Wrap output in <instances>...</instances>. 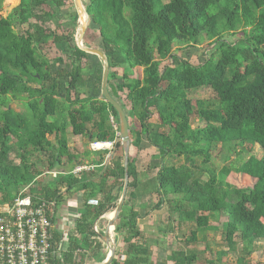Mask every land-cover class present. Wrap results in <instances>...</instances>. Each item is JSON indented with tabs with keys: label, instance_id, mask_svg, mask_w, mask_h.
I'll list each match as a JSON object with an SVG mask.
<instances>
[{
	"label": "trees",
	"instance_id": "1",
	"mask_svg": "<svg viewBox=\"0 0 264 264\" xmlns=\"http://www.w3.org/2000/svg\"><path fill=\"white\" fill-rule=\"evenodd\" d=\"M82 1L89 23L98 28L99 50L107 60V90L131 128L130 147L137 152L144 140L156 151L148 155L144 170L137 155L128 156L129 190L113 231L116 248L124 244L125 249L115 250L110 264H152L151 245L138 228L139 210L131 203L146 196L156 198L155 212L165 209L166 224L158 231L169 234L185 227L184 245L189 247L199 234L204 241V233H215L220 226L226 251H238L240 264H249L256 242L264 240V0H167L157 10L155 0ZM14 3L6 17L0 16V205L24 190L54 200L58 207L82 189L77 217L67 230V246L61 245V256L51 264L102 261L105 244L93 224L118 202L120 194L112 193L114 184L108 180L120 188L123 184L117 114L98 98L102 65L92 80L83 77V62L96 56L79 50L72 33L59 34L53 27L56 11L73 8L72 0L9 4ZM239 26L248 29L239 44L226 42L224 33ZM202 34L212 46L202 63H188L173 51L175 44H196ZM48 43L63 57L53 62L43 57ZM118 68L120 77L114 70ZM133 70L140 71L139 78L132 77ZM204 89L212 91L216 104L188 96ZM9 100L23 103L27 117L10 109ZM193 118L202 125L193 127ZM67 127L90 141L112 142V149L99 151L89 171L76 176L70 170L59 172L43 182L42 171L28 160V147L47 153V172L58 168L63 157L72 162ZM49 135H54L55 145ZM217 144L223 153L256 144L261 156L251 154L236 167L217 168L211 160ZM11 153L18 163L9 159ZM146 171L155 173L145 181ZM231 171L253 178V187L248 192L233 187L226 181ZM61 236L54 233V245ZM225 253L215 252L217 262ZM199 260L215 264L181 248L159 259L162 264H200Z\"/></svg>",
	"mask_w": 264,
	"mask_h": 264
},
{
	"label": "rangeland",
	"instance_id": "2",
	"mask_svg": "<svg viewBox=\"0 0 264 264\" xmlns=\"http://www.w3.org/2000/svg\"><path fill=\"white\" fill-rule=\"evenodd\" d=\"M11 0H2L1 3V9H0V16L6 17L13 6H15L16 3L13 5H10ZM167 0H155V5L154 9L157 10L159 6H161L163 3H166ZM53 27H55V31L59 34H75L77 30V16L74 11V7H63L59 10L56 11L55 16L53 17ZM26 26L24 25L23 28ZM248 29L246 30L241 29L239 26L234 32H228L224 33L223 39L226 40V42H229L231 44H239L240 39H242L244 33H246ZM99 34H98V28L96 26H93L89 23V20L87 19V25L86 29L83 34V43L91 48H97L101 49L99 46ZM210 40H208L203 34L200 36L198 39V42L196 44H188V45H179L175 44L173 47V51L175 50L177 55L182 59L187 61L188 63H191L193 65L202 63L203 60L205 59V54L208 52L212 46L210 45ZM174 51V52H175ZM41 55L51 62H53L56 58L58 57H63V55L56 50V48L52 45V43H48L43 51L41 52ZM66 60L65 58H63ZM85 67L82 70L83 77L90 78V80L93 79L94 73L97 72L99 68H101V63L97 57H91L89 56L88 61L83 62ZM117 72V77L121 76L122 69H114ZM112 71V70H111ZM109 71V72H111ZM230 72L228 71V75ZM141 73L138 70H133L132 77H140ZM89 86L88 92L89 94H92L91 92V82L87 83ZM99 95V94H98ZM189 97H194V98H199V99H205L209 100L211 104H216V101L214 99V94L212 93L211 90L209 89H204V90H198V91H193L191 93H188ZM7 106L12 109L14 112L20 114L24 118L27 117V111L23 103L16 101V100H9L6 102ZM51 119V118H50ZM111 121V119H110ZM191 125L193 127H200L202 125V122L198 121L197 118L191 119ZM66 141L69 147V151L73 154L74 158L72 162L67 161L66 157H63L61 159V164L58 168L53 169L50 172H47V158L46 154L41 155V153H38L36 151H32L30 147H28V160L33 162L35 164L36 170L42 171V176L40 177L43 182H47L49 180H53V176H55L56 171H68L72 169V167L75 165L74 163L77 161L78 154L81 155L86 153V155H99V151L97 152H90L85 148V146L89 145L90 140L86 138L85 136H76L71 132V128L67 127L66 129ZM48 140L53 143L54 145L56 144V140L54 135H49ZM92 141V140H91ZM143 143L141 144L140 150L136 152V149L132 148L129 146V155L131 154L132 156L137 155V158H142L141 163L139 164L140 169L144 170V165L146 162H148L147 159L148 155L153 154V152H156L154 150H151L149 147H146V142L143 140ZM248 148V147H247ZM214 151L212 152V157L211 160L213 164L217 167L220 168L223 165H231L233 167H236L239 162L249 155L253 154L256 157L261 156V149L259 146L256 144L253 145V147H249V150H246L243 146L242 148H235L234 150L230 152H225L221 151L220 145L217 144L214 147ZM137 153V154H135ZM45 155V156H44ZM128 155V156H129ZM112 155L109 154V158H111ZM9 159L13 163H18V159L14 156L13 153L10 154ZM82 159V158H81ZM106 162V161H105ZM155 171H146L144 175V180H149L151 177L154 176ZM49 174V175H47ZM226 181L230 183L233 187L236 188H241L244 190V192H248L252 187L255 182L253 178H250L249 176L241 173H237L234 171H231L229 175L226 177ZM107 184L113 185L114 189L112 190V193L114 195L120 194L122 188L118 186L117 183H114V180H108ZM129 189H126V191ZM83 190L81 189L79 194H76L75 196L73 195L72 197L70 196L69 198H65L64 201H62L63 211L60 209V204L58 205V210L60 213H62V219L66 220V218L71 219L70 216L74 212L78 211V206L80 205V199H82V192ZM148 191V190H147ZM77 192V191H76ZM119 192V193H118ZM119 195V198H120ZM69 196V195H68ZM71 200V203L69 202ZM119 200V199H118ZM156 198L152 197V199L149 198V196H146L145 198H136L131 200V203L133 205V208L135 210H139L140 214V220L138 221V228L141 230V232L144 234L147 243L151 245L152 248V264H162L159 259L164 258V256L168 255L171 250L174 249H186V251H194L196 254H198L199 258H203L205 256L206 259H212L215 264H240V258L238 251L236 250H227L225 248V244L221 242V240L224 238V231L221 229L220 226L217 228L216 232H206L205 234V240H202L203 234H199L197 243L193 246L185 247L184 245V238L185 236L188 235V231L184 228H181V230H175L177 232H171L169 234H164L161 231H158V227L162 226V224L165 223V209L161 207L158 209L156 212L153 210V205L155 203ZM78 205V206H77ZM117 205V203H116ZM125 209V208H124ZM59 213V216H60ZM111 213V212H110ZM106 224L105 220H100L98 222V231H103L104 226ZM211 225H214V223L211 221ZM68 225V224H67ZM220 225V224H218ZM192 226L191 224L188 226ZM69 228V226H67ZM61 233L64 235H67L66 227L62 226L61 227ZM201 235V236H200ZM201 239V240H200ZM121 240V238H120ZM67 246L66 239L63 240L62 242V248L65 249ZM208 248L209 250L205 248ZM125 249V245L122 244L121 247H115V250H121L122 252ZM223 250L225 251L224 257L221 258L220 262H217L215 252ZM121 252V253H122ZM100 255L105 258L107 255V250L104 248L101 252ZM115 256V254H114ZM103 258V259H104ZM157 260V261H156ZM249 260V264H264V240H259L255 244L254 251L251 253V255L247 258ZM157 262V263H155ZM200 264H205L204 260H199ZM164 264V263H163ZM170 264V263H169Z\"/></svg>",
	"mask_w": 264,
	"mask_h": 264
},
{
	"label": "built area",
	"instance_id": "3",
	"mask_svg": "<svg viewBox=\"0 0 264 264\" xmlns=\"http://www.w3.org/2000/svg\"><path fill=\"white\" fill-rule=\"evenodd\" d=\"M110 122L117 130L112 118ZM101 144L92 142L90 149H112V142H105V146L99 147ZM91 168L77 164L71 174L77 175L82 170ZM60 209H65L63 204H60ZM59 213L54 200L47 201L27 194L24 190L11 202L0 205V264H51V259L61 256V245L64 239L67 240V235L61 233L59 242L54 245V233L61 232L62 226L70 229L77 212L71 214V219L66 220ZM93 228L97 231L96 224Z\"/></svg>",
	"mask_w": 264,
	"mask_h": 264
},
{
	"label": "water",
	"instance_id": "4",
	"mask_svg": "<svg viewBox=\"0 0 264 264\" xmlns=\"http://www.w3.org/2000/svg\"><path fill=\"white\" fill-rule=\"evenodd\" d=\"M75 12L77 14V20L79 21L78 29L76 30L74 34V43L76 47L87 53L96 56L102 65V74H101V81H100V93L98 95L99 99H104V101L108 102L116 111L117 114V121H118V134L120 143L122 145L123 149V184H122V191L120 198L117 202V205L115 206L114 210L110 213L108 216L107 224L104 229V237L103 240L107 247V255L106 258L103 261L100 262H91L88 264H110L114 258L115 254V247L116 242L114 238V222L118 217L119 212L121 211L122 204L125 198L126 189L128 185V170H127V164H128V155H129V146H130V138H129V130L131 128L128 127L125 111L121 107V105L115 101L109 94L107 90V76H108V64L106 57L104 53L97 49V48H91L86 46L83 43V34L86 29L87 25V14L85 12V8L83 5L82 0H72Z\"/></svg>",
	"mask_w": 264,
	"mask_h": 264
},
{
	"label": "crops",
	"instance_id": "5",
	"mask_svg": "<svg viewBox=\"0 0 264 264\" xmlns=\"http://www.w3.org/2000/svg\"><path fill=\"white\" fill-rule=\"evenodd\" d=\"M147 146V145H146ZM85 148H87V150L88 151H90V152H93V151H91V150H89V148H88V145L87 146H85ZM96 152V151H95ZM110 154H112V153H110ZM131 155V154H130ZM98 155H96V156H93V155H86V153H84V156H83V154H81V155H79L78 154V157H77V161L74 163L75 165L74 166H76L77 164H89V162L91 161V160H94L96 157H97ZM82 158V159H81ZM109 158V157H108ZM108 158L106 157V159H105V161H108ZM142 158H138L137 159V161L139 162V163H141V160ZM71 170V169H70ZM58 172H62V171H58ZM62 190V192H63V190H64V188H62L61 189ZM70 203H71V206H72V203H74V202H71V200L69 201ZM65 209H67V208H65ZM78 212V211H77ZM108 214L107 213H105V214H103L98 220H96L95 222H94V224H96V232L98 233V235H99V237L101 238V240L103 241V243L105 244V242H104V240H103V237H104V230L103 231H98V222L102 219V220H105L106 222H107V220H108ZM93 224V225H94ZM107 224V223H106ZM106 224H105V226H104V229H105V227H106ZM113 227H114V225H113ZM105 248H106V250H107V247H106V244H105ZM108 253V252H107ZM103 260V259H102Z\"/></svg>",
	"mask_w": 264,
	"mask_h": 264
},
{
	"label": "clouds",
	"instance_id": "6",
	"mask_svg": "<svg viewBox=\"0 0 264 264\" xmlns=\"http://www.w3.org/2000/svg\"><path fill=\"white\" fill-rule=\"evenodd\" d=\"M118 136H119V134H118ZM92 142H95V141H90V142H89V145H88L89 150H91V149H90V143H92ZM97 142H99V141H97ZM101 143H105V142H101ZM102 150H106V149L91 150V151H93V152L96 151V152H97V151H102ZM108 157H109V155L107 156V158H108ZM79 165H83V166H91L90 164H79ZM73 167H74V166H73ZM73 167H72V169H73ZM91 167H92L91 169H93L94 166H91ZM72 169H71V170H72ZM91 169H88V170H82V171H89V170H91ZM71 170H70V173H71ZM82 171H81V172H82ZM81 172H80V173H81ZM55 173L57 174V173H59V172L56 171ZM60 173H65V172H60ZM56 174H55V176H56ZM72 175H73V174H72ZM77 175H78V174H77ZM55 176H53V179L55 178ZM74 176H76V175H74ZM112 211H113V210H112ZM112 211H111V212H112ZM107 214L109 215L110 212H108ZM106 223H107V222H106ZM113 231H114V230H113ZM113 233H114V232H113ZM107 252H108V251H107ZM105 258H106V256H105ZM105 258H104V259H105ZM104 259H103V260H104ZM103 260H102V261H103ZM97 262H100V261H97Z\"/></svg>",
	"mask_w": 264,
	"mask_h": 264
},
{
	"label": "bare ground",
	"instance_id": "7",
	"mask_svg": "<svg viewBox=\"0 0 264 264\" xmlns=\"http://www.w3.org/2000/svg\"><path fill=\"white\" fill-rule=\"evenodd\" d=\"M86 20H87V18H86ZM78 26H79V21L77 20V29H78ZM106 144L105 143H102L99 147H101V146H105ZM110 215V214H109Z\"/></svg>",
	"mask_w": 264,
	"mask_h": 264
}]
</instances>
